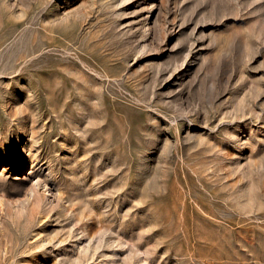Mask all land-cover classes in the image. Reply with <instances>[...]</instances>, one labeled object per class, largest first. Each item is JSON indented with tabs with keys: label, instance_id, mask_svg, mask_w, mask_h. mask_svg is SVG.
<instances>
[{
	"label": "rangeland",
	"instance_id": "374dc122",
	"mask_svg": "<svg viewBox=\"0 0 264 264\" xmlns=\"http://www.w3.org/2000/svg\"><path fill=\"white\" fill-rule=\"evenodd\" d=\"M0 264H264V0H0Z\"/></svg>",
	"mask_w": 264,
	"mask_h": 264
}]
</instances>
